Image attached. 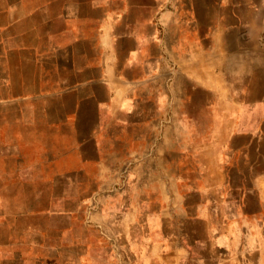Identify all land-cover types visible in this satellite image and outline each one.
Masks as SVG:
<instances>
[{
    "label": "crops",
    "instance_id": "0c3cea01",
    "mask_svg": "<svg viewBox=\"0 0 264 264\" xmlns=\"http://www.w3.org/2000/svg\"><path fill=\"white\" fill-rule=\"evenodd\" d=\"M0 264H264V0H0Z\"/></svg>",
    "mask_w": 264,
    "mask_h": 264
}]
</instances>
